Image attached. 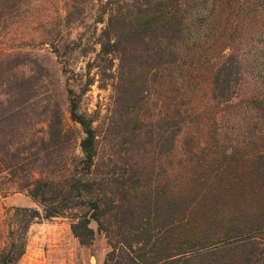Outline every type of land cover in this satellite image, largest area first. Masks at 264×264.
<instances>
[{"label":"trees","instance_id":"trees-1","mask_svg":"<svg viewBox=\"0 0 264 264\" xmlns=\"http://www.w3.org/2000/svg\"><path fill=\"white\" fill-rule=\"evenodd\" d=\"M98 23L97 73L65 88L81 157L57 106L27 131L43 76L0 69V192L40 208L15 209L0 264L34 221L64 217L83 247L92 224L106 233L103 264H264V0H107ZM97 81L114 96L110 159L80 112Z\"/></svg>","mask_w":264,"mask_h":264},{"label":"rangeland","instance_id":"rangeland-1","mask_svg":"<svg viewBox=\"0 0 264 264\" xmlns=\"http://www.w3.org/2000/svg\"><path fill=\"white\" fill-rule=\"evenodd\" d=\"M107 0H0V69H11L23 76L41 74L45 80L41 88L40 102L31 111L27 131L29 135H43L46 106H57L63 115V127L70 135L71 155L81 157L80 142L84 133L79 124L72 121L65 92L66 82L71 83L78 94L94 77L97 69L88 74L100 47L97 41L105 27L99 24V11ZM59 52H56V48ZM70 61L68 74L64 73L62 60ZM98 80V78H97ZM104 84H108L104 82ZM97 81L81 97L80 112L95 119L101 158H112V110L113 91L110 86L102 89ZM115 143V142H114ZM0 192V253L9 243L13 225L15 203L24 202L27 193ZM32 208H39L33 205ZM35 228L28 243L41 247L39 259L47 264H103L110 250L106 233L96 232L93 245L81 246L71 230L69 217L50 221H34ZM61 246L62 248H57Z\"/></svg>","mask_w":264,"mask_h":264},{"label":"crops","instance_id":"crops-1","mask_svg":"<svg viewBox=\"0 0 264 264\" xmlns=\"http://www.w3.org/2000/svg\"><path fill=\"white\" fill-rule=\"evenodd\" d=\"M33 205H36V203L29 196L25 197L24 202L20 201L19 203H15V206L17 208H32ZM55 219H57V218H55ZM34 228H35V223H33L31 225L30 230L28 232V236H31V233H32ZM28 236H27V241H28ZM40 248L41 247H38V246L34 248V247H32L31 244H29L27 242L25 254L17 262V264H47V261L45 259H39V257H38V252L42 251ZM57 248H62V247L57 246Z\"/></svg>","mask_w":264,"mask_h":264},{"label":"water","instance_id":"water-1","mask_svg":"<svg viewBox=\"0 0 264 264\" xmlns=\"http://www.w3.org/2000/svg\"><path fill=\"white\" fill-rule=\"evenodd\" d=\"M92 264H96V258H95V256L93 257Z\"/></svg>","mask_w":264,"mask_h":264}]
</instances>
